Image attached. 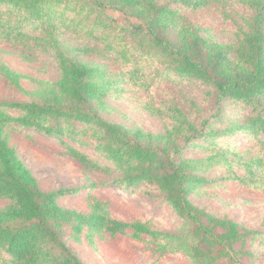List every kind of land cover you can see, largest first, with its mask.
<instances>
[{"label": "trees", "instance_id": "trees-1", "mask_svg": "<svg viewBox=\"0 0 264 264\" xmlns=\"http://www.w3.org/2000/svg\"><path fill=\"white\" fill-rule=\"evenodd\" d=\"M205 11L232 24L230 42L196 20ZM3 47L26 63L52 56L57 77L24 76L0 57V82L23 97L0 102V264H86L69 242L95 249L119 236L189 264L264 262V217L250 228L193 201L225 183L264 193V0H0ZM124 96L160 130L106 119ZM11 130L57 140L81 187L43 189ZM99 186L153 199L180 223L121 221L98 199L86 213L58 202Z\"/></svg>", "mask_w": 264, "mask_h": 264}, {"label": "rangeland", "instance_id": "rangeland-1", "mask_svg": "<svg viewBox=\"0 0 264 264\" xmlns=\"http://www.w3.org/2000/svg\"><path fill=\"white\" fill-rule=\"evenodd\" d=\"M107 14L122 25L128 21L119 12L108 10ZM195 18L203 27L210 29L221 42L231 41L232 24L222 20L215 11L200 12L195 15ZM3 48L1 60L12 70L24 76L42 80H55L57 77V68L52 56L45 55L35 63H26L13 55L9 47ZM23 86L28 89L31 85L23 82ZM22 98L0 82V102L19 101ZM139 104L135 97L126 99L124 96L115 104L118 111L104 117L114 122L134 124L149 132L160 130V122L140 109ZM10 133L12 136L10 144L15 147L18 156L36 176L43 189L81 187L84 178L80 169L63 155L57 140L27 130H11ZM238 143L242 144V140ZM249 143L251 141H248ZM78 147L88 155H94L92 150ZM101 178L102 176H99L92 180L98 183ZM93 199L110 203L112 216L121 221H152L155 225L166 228H172L180 223L171 210L159 202L143 195H131L126 190L112 186H99L92 192L81 191L75 195L60 198L58 202L64 207L75 208L86 213L88 204ZM193 201L208 212L226 216L250 228L260 225L264 217V193L237 183L206 187L202 197H194ZM68 245L70 250L86 264H189L180 254L158 258V255H153L146 250L144 243L135 241L129 236H119L110 238L106 242H99L95 249L87 243L69 242ZM259 261L257 263L264 264Z\"/></svg>", "mask_w": 264, "mask_h": 264}]
</instances>
